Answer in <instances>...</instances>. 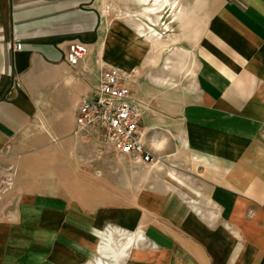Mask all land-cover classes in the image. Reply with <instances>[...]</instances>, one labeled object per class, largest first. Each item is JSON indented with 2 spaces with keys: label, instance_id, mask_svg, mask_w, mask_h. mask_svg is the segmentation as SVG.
I'll use <instances>...</instances> for the list:
<instances>
[{
  "label": "crops",
  "instance_id": "0c3cea01",
  "mask_svg": "<svg viewBox=\"0 0 264 264\" xmlns=\"http://www.w3.org/2000/svg\"><path fill=\"white\" fill-rule=\"evenodd\" d=\"M106 3L0 0V264H87L125 240L110 264H264V0H210L166 56ZM101 66L130 75L159 163L72 136Z\"/></svg>",
  "mask_w": 264,
  "mask_h": 264
},
{
  "label": "built area",
  "instance_id": "2783aa9c",
  "mask_svg": "<svg viewBox=\"0 0 264 264\" xmlns=\"http://www.w3.org/2000/svg\"><path fill=\"white\" fill-rule=\"evenodd\" d=\"M20 46L16 43L13 49L19 50ZM87 54V45L74 41L66 48L65 60L76 66ZM129 79L125 72L101 66L88 94L78 104L72 136L133 164L159 163L160 158H153L141 141L144 106L133 100ZM6 170L12 172L11 168Z\"/></svg>",
  "mask_w": 264,
  "mask_h": 264
},
{
  "label": "rangeland",
  "instance_id": "374dc122",
  "mask_svg": "<svg viewBox=\"0 0 264 264\" xmlns=\"http://www.w3.org/2000/svg\"><path fill=\"white\" fill-rule=\"evenodd\" d=\"M106 2L108 9L112 11V15H115V17H118V6L122 5V13L124 15L125 13L128 15L135 13V16L139 17L140 22L144 23L143 25L146 28L147 26H151L154 34L160 38L158 41L161 46L157 47L156 56H159V54H165L166 56L169 50L171 54L177 55L181 45L179 43V36L183 33L181 29H186L184 31L187 35L191 33L194 36L196 33H199L205 26L208 18V8L210 7V0H168L167 5L162 11L156 15H150L151 19L147 20L140 12L141 6L135 4L133 0H106ZM171 3L175 5L172 6ZM157 15L158 18L155 17ZM168 38H170V41L168 40L167 43L163 42V40H167ZM164 48L166 51L162 53ZM160 67H162V64H160ZM183 74V76L186 75L185 72ZM12 181V172L0 173V188H6Z\"/></svg>",
  "mask_w": 264,
  "mask_h": 264
},
{
  "label": "bare ground",
  "instance_id": "6f19581e",
  "mask_svg": "<svg viewBox=\"0 0 264 264\" xmlns=\"http://www.w3.org/2000/svg\"><path fill=\"white\" fill-rule=\"evenodd\" d=\"M133 1L135 4L141 6L140 12L147 20H150V15H156L157 13L162 11L168 3V0H133ZM171 4L172 6L175 5L174 3ZM143 24L144 23H139L138 25V33L140 35L143 36L145 32L148 31L152 35L157 36L156 34H154V30L151 28V26H147L146 28ZM128 245H129V241L125 240L122 244L119 245V247L116 246V248L114 247L111 248L109 242L105 241L101 244V246L97 248V258H95V260L88 262L87 264H105V263L110 264L111 261H115V260L117 261L118 257L120 258L124 256L125 249Z\"/></svg>",
  "mask_w": 264,
  "mask_h": 264
}]
</instances>
